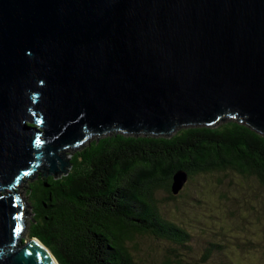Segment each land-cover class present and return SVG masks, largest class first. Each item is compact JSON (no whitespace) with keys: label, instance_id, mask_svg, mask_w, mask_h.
Segmentation results:
<instances>
[{"label":"water","instance_id":"obj_1","mask_svg":"<svg viewBox=\"0 0 264 264\" xmlns=\"http://www.w3.org/2000/svg\"><path fill=\"white\" fill-rule=\"evenodd\" d=\"M224 114L264 133V0H0V264H58L21 242L27 171L64 173L89 133Z\"/></svg>","mask_w":264,"mask_h":264},{"label":"trees","instance_id":"obj_2","mask_svg":"<svg viewBox=\"0 0 264 264\" xmlns=\"http://www.w3.org/2000/svg\"><path fill=\"white\" fill-rule=\"evenodd\" d=\"M221 117L217 126L182 124L161 136L109 128L72 151L65 173L23 176L27 239L41 241L58 264H135L129 243L136 236L186 246L191 230L160 213L156 191L177 200L194 176L227 170L253 176L264 187V133L235 115ZM178 170L186 181L173 193Z\"/></svg>","mask_w":264,"mask_h":264},{"label":"rangeland","instance_id":"obj_3","mask_svg":"<svg viewBox=\"0 0 264 264\" xmlns=\"http://www.w3.org/2000/svg\"><path fill=\"white\" fill-rule=\"evenodd\" d=\"M177 129L167 134H154L171 135ZM140 134L144 133H133ZM94 137L90 135L81 145ZM77 146L80 144L60 150L61 159L66 161ZM39 171L49 172L40 166L26 177L34 176ZM187 184L177 200L168 198L164 189L154 193L160 213L191 230L187 245L178 246L151 236H136L129 243L135 264H223L224 260L231 264H264V187L256 178L227 170L194 176ZM25 186V179L20 180L9 191L14 190L24 200ZM22 210L21 235L28 240L26 228L30 205L25 202ZM208 242L220 244L221 247L214 248ZM207 249L211 255L208 260L207 257L203 259Z\"/></svg>","mask_w":264,"mask_h":264},{"label":"flooded vegetation","instance_id":"obj_4","mask_svg":"<svg viewBox=\"0 0 264 264\" xmlns=\"http://www.w3.org/2000/svg\"><path fill=\"white\" fill-rule=\"evenodd\" d=\"M90 135H95V136H97L96 133H91ZM90 135H88L87 137H90ZM86 139H87V138H86ZM86 139H84L82 142H84ZM82 142H81V143H82ZM81 143H79V144H81ZM69 147H76V145L69 146ZM66 148H67V147H66ZM41 163H42V161L40 160L39 164H41ZM14 186H15V185H14ZM14 186H13V188H14ZM21 201H22L23 204L25 205L24 200L21 199Z\"/></svg>","mask_w":264,"mask_h":264},{"label":"bare ground","instance_id":"obj_5","mask_svg":"<svg viewBox=\"0 0 264 264\" xmlns=\"http://www.w3.org/2000/svg\"><path fill=\"white\" fill-rule=\"evenodd\" d=\"M89 135H90V133H89ZM67 146H65V147H63L62 149H64V148H66ZM61 149V150H62ZM34 240H36L37 241V238H34ZM38 242V241H37ZM39 243V242H38ZM56 264V263H55Z\"/></svg>","mask_w":264,"mask_h":264}]
</instances>
